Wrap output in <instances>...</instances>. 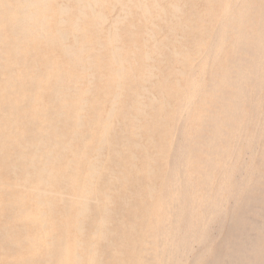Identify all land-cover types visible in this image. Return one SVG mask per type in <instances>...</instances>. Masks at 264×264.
Returning a JSON list of instances; mask_svg holds the SVG:
<instances>
[{
    "label": "bare ground",
    "instance_id": "6f19581e",
    "mask_svg": "<svg viewBox=\"0 0 264 264\" xmlns=\"http://www.w3.org/2000/svg\"><path fill=\"white\" fill-rule=\"evenodd\" d=\"M244 4L0 0V264H264Z\"/></svg>",
    "mask_w": 264,
    "mask_h": 264
},
{
    "label": "rangeland",
    "instance_id": "374dc122",
    "mask_svg": "<svg viewBox=\"0 0 264 264\" xmlns=\"http://www.w3.org/2000/svg\"><path fill=\"white\" fill-rule=\"evenodd\" d=\"M180 2H181V1H180ZM252 34L255 35L256 33L253 31ZM210 76H212V75H210V73H207V74L205 75V83H206V84H208V82L210 81V78H209ZM210 82H211V81H210ZM210 82H209V83H210ZM263 93H264V91L262 92L261 95L264 96ZM251 100L253 101V99H251ZM251 100H249V102H248L249 105H252V103H253ZM250 103H251V104H250ZM260 121H261V120H260ZM260 121H259V123H260ZM255 124H257V125H255ZM250 126H251V127H250ZM250 126H249V130H250V131H251V129L254 127V129L251 131V134H254V132H256V131H255V127H256V130H257L259 124H258V123H253V124H251ZM254 135H256V133H255ZM173 137L175 138V137H177V135H174ZM260 144H261V145H260V147H261L262 145H264V142H263V143H260ZM258 145H259V142H256V144L254 145V146H255V149H258V148H259ZM255 149H254V150H255ZM247 153H249V152H245L244 155H243V152H242V153L240 154L241 156L239 155V160H238L239 163L242 162V164H243V161H245L246 159H247V160H246V162H244V164H247V163L250 161V159H251V155H250V153H249V155L246 156ZM245 154H246V155H245ZM242 155L244 156V158L242 157ZM245 156H246V158H245ZM249 156H250V157H249ZM241 157L243 158V159H242L243 161L240 160ZM240 161H241V162H240ZM244 164H243V165H244ZM243 165H242V166H243ZM256 186H257V188H258V187H260L261 185L257 184ZM229 202H230V201H229ZM229 202L226 203V204H229ZM226 204L224 205L225 207H224L223 209H224V211H225V208L227 207V208L229 209L227 212H229V211L232 209V208H231L232 203L230 202L231 206H230V205L227 206ZM229 207H230V208H229ZM227 208H226V209H227ZM224 211H223L222 213H224ZM225 213H226V211H225ZM259 215H261V214H258V216H257V214L250 215V216H249V220H248L247 217L245 218V219L247 220V222H246L245 219H244V220H245V222H246L248 225H250V226L252 225V226L254 227V223H253V222H255V221L257 220L256 222L259 221V223H260V221H262V218H261V216H259ZM226 216H227V217H226V222H225V224H223L224 228L221 229V230H222L221 234H219L220 231H221V230H220L219 232L216 231L218 234L216 233V235H215V226H216V225H215V224H212V225L214 226V228H213L214 231L212 230L214 236L218 237V235H221V237L219 236V240H217V242H216V239H214V238H215L214 236H213V238H211V239H213V241L215 240V241H214V242H215L214 244H216V243L218 244V246H216V247H218V248H220L221 243H222V241L224 240V238H226V237L228 236V234L230 235V233L232 232V231H230L231 228H229V227H232V230H233V228H234V223L231 222V221H227V219L229 218V217H228V214H227ZM250 217L253 218V219H251ZM254 218H255L256 220H255ZM250 219H251V220H254V221H250ZM228 220H230V219H228ZM228 222H229V223H228ZM256 222H255V225H256ZM227 223H228V225H229V224H230V225L228 226ZM232 223H233V225H232ZM251 223H252V224H251ZM259 223H258V224H259ZM210 225H211V224H210ZM213 226H211V227H213ZM227 226H228V227H227ZM226 228L229 230V233H228V230H227ZM223 230H224V231H223ZM226 230H227V231H226ZM225 232L227 233L226 235H225ZM249 232H252V233H253V232H255V230L252 231V229H251V231H249ZM222 234H223V235H222ZM220 238H221V239H220ZM218 241H220V242H218ZM217 244H216V245H217ZM196 252H197V250H196ZM194 254H195V252H194ZM194 254L192 253V256H194ZM192 256H191V257H192Z\"/></svg>",
    "mask_w": 264,
    "mask_h": 264
},
{
    "label": "snow or ice",
    "instance_id": "6c2138e0",
    "mask_svg": "<svg viewBox=\"0 0 264 264\" xmlns=\"http://www.w3.org/2000/svg\"><path fill=\"white\" fill-rule=\"evenodd\" d=\"M29 5L26 4H18L19 8H26ZM50 6V5H48ZM123 5L116 4L112 5V7H122ZM243 6L249 8H256L257 6L260 9V39L262 45V52H264V0H245V4ZM226 7H231V5H226ZM262 67H264V60H262ZM262 111H264V97H262Z\"/></svg>",
    "mask_w": 264,
    "mask_h": 264
}]
</instances>
